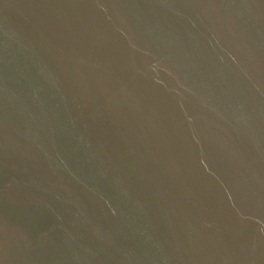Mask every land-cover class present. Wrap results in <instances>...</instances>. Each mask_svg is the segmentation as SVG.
<instances>
[{"label": "water", "instance_id": "obj_1", "mask_svg": "<svg viewBox=\"0 0 264 264\" xmlns=\"http://www.w3.org/2000/svg\"><path fill=\"white\" fill-rule=\"evenodd\" d=\"M0 264H264V0H0Z\"/></svg>", "mask_w": 264, "mask_h": 264}]
</instances>
